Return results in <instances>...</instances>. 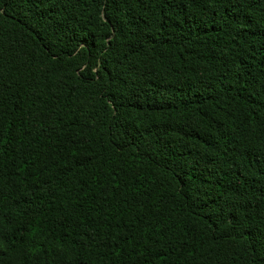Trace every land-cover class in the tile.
Wrapping results in <instances>:
<instances>
[{"label":"trees","instance_id":"1","mask_svg":"<svg viewBox=\"0 0 264 264\" xmlns=\"http://www.w3.org/2000/svg\"><path fill=\"white\" fill-rule=\"evenodd\" d=\"M0 264H264V0H0Z\"/></svg>","mask_w":264,"mask_h":264}]
</instances>
